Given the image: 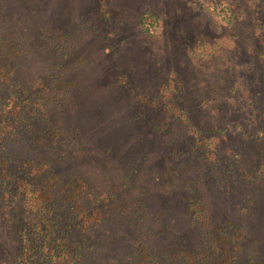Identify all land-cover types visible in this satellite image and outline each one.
<instances>
[{
	"label": "rangeland",
	"instance_id": "obj_1",
	"mask_svg": "<svg viewBox=\"0 0 264 264\" xmlns=\"http://www.w3.org/2000/svg\"><path fill=\"white\" fill-rule=\"evenodd\" d=\"M5 58L32 114L0 147L90 184L88 264H264V0H0ZM29 189L0 192V264L42 232Z\"/></svg>",
	"mask_w": 264,
	"mask_h": 264
},
{
	"label": "trees",
	"instance_id": "obj_2",
	"mask_svg": "<svg viewBox=\"0 0 264 264\" xmlns=\"http://www.w3.org/2000/svg\"><path fill=\"white\" fill-rule=\"evenodd\" d=\"M158 20L159 16L153 11L143 12L140 19L142 30L147 33L152 32ZM10 62L9 58H5L0 63V94L4 96L2 99L3 96L0 95V142L2 143L7 132L14 131L16 124L23 122L24 116L32 114L24 106V103L29 102L30 95L15 93V96L9 97L2 87L10 74ZM58 89H61V85L49 89L53 100L59 96ZM48 101L38 107L40 111L46 112L51 107ZM49 134L56 137L57 129H51ZM24 158V161L17 165L26 169V172L19 173L18 170L11 168L8 153L0 147L1 196L3 197L8 189L18 190L22 185L30 186V194L36 195L48 215L43 217L40 236L36 237L32 232V243L29 248L26 246L30 251V257L26 260L19 257L20 264H88L89 257L87 258L86 252L91 241L88 231L100 220L104 205L97 200L84 197L90 190V184L81 175L68 176L65 180L59 181L55 187L56 175L50 170L47 171V162L41 160L34 162L29 156ZM46 175L48 176L46 181L38 183L39 179ZM40 240L37 253L32 252V248ZM139 251L144 262L148 260L149 264L151 262L159 264L158 253L153 252L146 242L142 241L141 245L139 244Z\"/></svg>",
	"mask_w": 264,
	"mask_h": 264
}]
</instances>
